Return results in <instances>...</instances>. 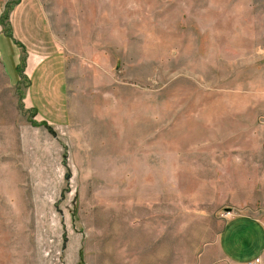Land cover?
I'll return each instance as SVG.
<instances>
[{"label": "rangeland", "instance_id": "374dc122", "mask_svg": "<svg viewBox=\"0 0 264 264\" xmlns=\"http://www.w3.org/2000/svg\"><path fill=\"white\" fill-rule=\"evenodd\" d=\"M263 152L264 0H0V264L214 260Z\"/></svg>", "mask_w": 264, "mask_h": 264}, {"label": "crops", "instance_id": "0c3cea01", "mask_svg": "<svg viewBox=\"0 0 264 264\" xmlns=\"http://www.w3.org/2000/svg\"><path fill=\"white\" fill-rule=\"evenodd\" d=\"M248 169L256 183L241 192L239 210L225 220L214 260L209 254L204 264H248L260 256L264 264V152L251 160Z\"/></svg>", "mask_w": 264, "mask_h": 264}, {"label": "built area", "instance_id": "2783aa9c", "mask_svg": "<svg viewBox=\"0 0 264 264\" xmlns=\"http://www.w3.org/2000/svg\"><path fill=\"white\" fill-rule=\"evenodd\" d=\"M261 263H262V257L261 256L248 262V264H261Z\"/></svg>", "mask_w": 264, "mask_h": 264}]
</instances>
